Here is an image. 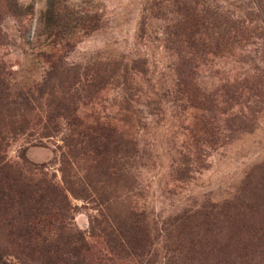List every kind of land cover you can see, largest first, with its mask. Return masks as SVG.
<instances>
[{
  "label": "rangeland",
  "instance_id": "obj_1",
  "mask_svg": "<svg viewBox=\"0 0 264 264\" xmlns=\"http://www.w3.org/2000/svg\"><path fill=\"white\" fill-rule=\"evenodd\" d=\"M0 175V264H264V0H0Z\"/></svg>",
  "mask_w": 264,
  "mask_h": 264
},
{
  "label": "trees",
  "instance_id": "obj_2",
  "mask_svg": "<svg viewBox=\"0 0 264 264\" xmlns=\"http://www.w3.org/2000/svg\"><path fill=\"white\" fill-rule=\"evenodd\" d=\"M14 185L11 184L6 177L0 175V216L12 211L15 209V204L20 203L19 197L21 193L14 189ZM52 216H50L49 212L46 209H42L40 207H36L30 205L27 208L22 209L21 211H17L16 217L12 218L11 221L19 225V227L23 228L26 234L34 235L35 239L38 240V244L42 246V250L45 256L49 258V252H51V259L54 257L59 258L60 260H64L61 254V246L57 242L49 245V240L42 238L41 235L46 236L49 233V226L51 225ZM46 233V234H45ZM71 242L65 241L61 245L62 247H69L70 251L76 254V251L79 246V242L77 247L70 244ZM65 262V260H64ZM80 257L77 260L73 261L67 259L66 264H80Z\"/></svg>",
  "mask_w": 264,
  "mask_h": 264
}]
</instances>
